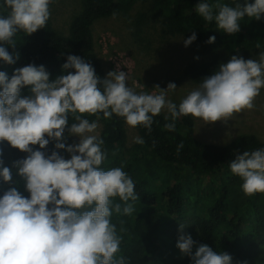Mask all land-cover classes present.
<instances>
[{
    "label": "clouds",
    "instance_id": "clouds-1",
    "mask_svg": "<svg viewBox=\"0 0 264 264\" xmlns=\"http://www.w3.org/2000/svg\"><path fill=\"white\" fill-rule=\"evenodd\" d=\"M52 4L53 0H3L0 61L16 64L18 35L44 29ZM195 10L205 21L214 20L224 33L235 35L246 17L264 19V0H233L232 4L200 0ZM196 39L193 32L184 45ZM215 39L210 36L207 43ZM127 80V72L117 70L102 79L91 63L77 55H67L62 74L54 80L44 65L35 63L15 68L11 76L0 71V142L7 141L26 154L12 161L11 167L0 159V179L9 185L0 196V264H130V258L120 254L121 234L127 231L124 221H119L118 230L112 217L132 215L140 196L123 163L104 167L108 151L98 133L99 120L115 115L130 128L140 126L150 133L154 117L166 111L169 115L164 118L170 116L171 122L164 128L170 132L176 130L175 121L181 116L226 125L234 114L255 108L264 89V52L258 59L232 55L178 105L168 98L177 89L175 83L170 82L166 90L157 85L158 93L151 94L137 92ZM93 116L95 120L88 118ZM70 137L78 142L68 144ZM134 142L145 143L140 136ZM50 143L54 149L49 154ZM183 147L181 142L177 151ZM228 166L241 179L246 196L264 193V148L237 154ZM14 172L19 179H13ZM185 227L179 226L176 247L192 264H232L229 253L214 251L207 244L196 246L192 236L184 233Z\"/></svg>",
    "mask_w": 264,
    "mask_h": 264
},
{
    "label": "trees",
    "instance_id": "trees-1",
    "mask_svg": "<svg viewBox=\"0 0 264 264\" xmlns=\"http://www.w3.org/2000/svg\"><path fill=\"white\" fill-rule=\"evenodd\" d=\"M200 0H82V10L71 21L69 33L57 32L51 16L44 29L30 36L20 33L17 38L20 59L14 65L0 61V71L12 75L15 68L35 63L44 65L50 80L62 74V64L67 55H77L92 64L102 79L106 77L103 63L94 49L93 25L101 18L115 14L125 16L139 34L150 20H155L165 35L190 37L196 33L197 55L186 68V74L195 83L210 75L223 60L232 55L244 59L264 52V19L242 20L241 30L228 35L213 20L205 21L195 10ZM210 4L233 0H208ZM243 2V0H241ZM254 3V0H249ZM3 0H0V4ZM138 3L146 5L145 11L131 15ZM215 11V10H214ZM215 36L214 43H207ZM8 51L13 50L9 47ZM198 58V59H197ZM66 74V73H63ZM28 94V90H23ZM163 112L154 117L152 131L138 126L143 145H127V129L122 118L113 115L111 120L101 118L100 132L104 147L110 151L104 167H118L123 163L135 183L140 200L130 216L112 217L117 224L123 220L121 253L130 258V264H192L176 247L180 224L184 233L190 234L196 246L207 244L214 251L229 253L232 264H264V204L256 198H247L234 205V188L240 178L228 166L237 154L264 148V140L253 133H240L227 143H211L196 137V123L189 116L179 117L176 130L164 128L171 122ZM169 115V114H168ZM95 120L96 117H88ZM74 122L70 118V123ZM184 147L178 152L177 146ZM38 148V145L35 146ZM54 144L48 146L49 154ZM116 152L113 156L112 153ZM4 166L22 159L25 153L12 148L7 141L0 142ZM63 154V151H61ZM13 179H19L15 172ZM9 185L0 179V196ZM23 192V185H19ZM28 195V193H24ZM193 248V253L196 250Z\"/></svg>",
    "mask_w": 264,
    "mask_h": 264
},
{
    "label": "rangeland",
    "instance_id": "rangeland-1",
    "mask_svg": "<svg viewBox=\"0 0 264 264\" xmlns=\"http://www.w3.org/2000/svg\"><path fill=\"white\" fill-rule=\"evenodd\" d=\"M146 5L138 3L131 11L135 15L145 11ZM82 10V0H53L51 5V20L53 28L61 33L68 34L72 18ZM131 22L120 14L98 19L93 25L94 49L103 63L105 74L109 71L127 72L129 87L137 92L158 93L155 86L167 89V85L175 83L177 89L170 92L168 98L177 105L192 90L199 86L186 74L188 64L197 55V43L194 41L187 47L183 35H165L155 20H150L144 29L137 35L132 32ZM258 59L259 54H252L247 59ZM246 59V60H247ZM229 59H224L226 63ZM168 115L166 111L163 112ZM194 118V117H193ZM196 137L205 142L227 143L240 133H253L264 140V89L255 100L253 110H245L234 114L232 120L224 123L217 121L214 124H205L204 121L194 118ZM100 134L102 124L99 123ZM127 129V145L135 144L134 138L139 136L137 129ZM78 142V138L70 137L68 144ZM108 151V155L110 151ZM66 159L70 156L63 152ZM242 181L236 184L233 193L234 205L244 202L246 196L241 189ZM251 198L258 199L264 204V193H256ZM264 254V245L260 248Z\"/></svg>",
    "mask_w": 264,
    "mask_h": 264
}]
</instances>
